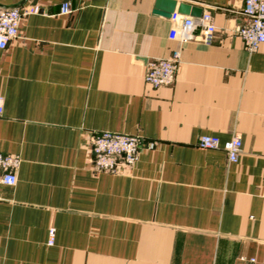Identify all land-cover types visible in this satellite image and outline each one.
I'll use <instances>...</instances> for the list:
<instances>
[{"label":"crops","instance_id":"0c3cea01","mask_svg":"<svg viewBox=\"0 0 264 264\" xmlns=\"http://www.w3.org/2000/svg\"><path fill=\"white\" fill-rule=\"evenodd\" d=\"M176 1L210 11V42L170 38L155 0H0L39 7L0 49V152L20 158L0 184V264H264V43L237 35L242 0ZM173 51L174 82L146 83ZM99 131L140 137L138 158L96 170Z\"/></svg>","mask_w":264,"mask_h":264},{"label":"built area","instance_id":"2783aa9c","mask_svg":"<svg viewBox=\"0 0 264 264\" xmlns=\"http://www.w3.org/2000/svg\"><path fill=\"white\" fill-rule=\"evenodd\" d=\"M70 11L68 3L61 5V12ZM39 12L38 6L31 8L19 6H0V49L7 46L9 41L18 35L22 17L28 13ZM173 22L169 30V37H179L181 41L190 39L191 32L197 27L201 30V39L208 43L212 40L215 26L210 11H203L199 16H191L174 12L170 16ZM237 35L241 38L244 48L248 52L256 51L264 43V0H242V17L236 26ZM179 54L173 51L168 57L149 60L145 63L144 80L153 87L171 85L175 73ZM3 99L0 96V114ZM198 145L204 149L219 147L217 137L202 134L198 138ZM241 139L233 136L225 145L227 160L235 162L241 151ZM89 147L92 163L99 171H121L130 166L138 158L141 139L137 135L117 133L111 131L92 132L89 136ZM20 158L17 154L0 152V184L14 185L16 183L15 169ZM54 229H49L48 243L51 244Z\"/></svg>","mask_w":264,"mask_h":264},{"label":"water","instance_id":"95a60500","mask_svg":"<svg viewBox=\"0 0 264 264\" xmlns=\"http://www.w3.org/2000/svg\"><path fill=\"white\" fill-rule=\"evenodd\" d=\"M179 12L185 15L199 16L202 13L200 7L176 0H155L153 13L170 17L172 13Z\"/></svg>","mask_w":264,"mask_h":264}]
</instances>
